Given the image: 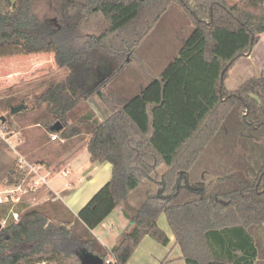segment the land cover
Listing matches in <instances>:
<instances>
[{
	"label": "trees",
	"instance_id": "trees-1",
	"mask_svg": "<svg viewBox=\"0 0 264 264\" xmlns=\"http://www.w3.org/2000/svg\"><path fill=\"white\" fill-rule=\"evenodd\" d=\"M32 1L0 0V56L51 52L68 72L31 100L7 97L2 111L35 112L32 123L64 139L88 135L90 161L108 162L111 175L77 215L15 211L0 230V264H82L84 254L126 264L144 236L169 242L157 224L161 213L186 264H264V69L234 89L225 85L264 32V0H61L58 18L41 16ZM173 5L184 10L191 34L159 77L120 95L113 79ZM91 97L107 109L102 119L87 108ZM218 139L245 149V168L206 184L195 166ZM146 179L157 192L126 213L129 224L105 247L91 230Z\"/></svg>",
	"mask_w": 264,
	"mask_h": 264
},
{
	"label": "rangeland",
	"instance_id": "rangeland-1",
	"mask_svg": "<svg viewBox=\"0 0 264 264\" xmlns=\"http://www.w3.org/2000/svg\"><path fill=\"white\" fill-rule=\"evenodd\" d=\"M227 1L233 3L235 0ZM60 2L61 0H33L32 8L41 16L58 18L57 10L60 8ZM192 30L193 27L184 10L178 5L171 6L143 37L135 49L133 59L128 61L125 68L113 79L112 87L116 88L122 96L130 97L136 94L151 80L159 77L164 68L178 55L183 41L189 37ZM252 55H254L253 58H240L229 69L225 80V85L228 88L234 89L250 76L261 74L264 64V34L259 37L252 48ZM67 72V68L57 67L51 52L0 56V117H5L4 122L0 124V136L2 137H0V198L7 199L0 203L2 227L18 218V215L14 216L15 211L23 212L27 208L40 206L49 214L53 215L54 212H57L58 215H61L62 210L66 209L62 200L54 195L46 185L39 198L33 199L27 196L21 202H14L12 198L19 194L21 196L25 194L26 191L23 192V187L22 192L15 191L14 193L7 192L6 189L15 187V184L24 175L25 171L18 167L19 156H23L29 162L43 159L51 172L48 186L50 185L59 196L62 195V190L68 181L74 180V171H70L66 176L62 172L67 170L66 163L74 152L85 145L88 135L81 134L61 141L62 137L55 133L56 139L51 140V133L46 131L43 126L32 123L31 120L35 112L29 111L13 117L8 111H2V101L7 97L14 96H26L31 100L43 90L47 81L63 78ZM87 108L91 109L98 118H103L108 114L107 109L96 97H91L88 100ZM5 137L8 138L6 141ZM235 145L230 147L218 139L212 148V153H205L197 161L195 173L202 171L206 173L207 178L204 182L209 184L218 173L244 169V161L241 160V157L244 158L246 151L240 144L235 143ZM164 169L165 166L160 165L156 170L157 175H160ZM87 170L85 169L83 172L85 173ZM69 184L71 185V183ZM156 188L155 182L144 180L121 202L118 210L109 214V220L119 218L120 222L119 226H114L110 235L115 237L127 217L126 213L129 214L132 209L136 208L149 192H157ZM137 201L139 202L137 203ZM159 222L163 223L168 231L170 230L164 213L159 214L157 218V224L160 226ZM250 231L255 238L260 236L262 238V234L256 227H252ZM99 232L98 229L96 233ZM105 244L109 247L112 243L108 240Z\"/></svg>",
	"mask_w": 264,
	"mask_h": 264
},
{
	"label": "crops",
	"instance_id": "crops-1",
	"mask_svg": "<svg viewBox=\"0 0 264 264\" xmlns=\"http://www.w3.org/2000/svg\"><path fill=\"white\" fill-rule=\"evenodd\" d=\"M237 1V0H235ZM234 1V2H235ZM262 32L261 35H263ZM252 50L249 54L242 56L241 58H253ZM264 69V64L262 66V72ZM261 72V73H262ZM233 89V88H229ZM106 116V115H105ZM104 117V116H103ZM100 118V117H99ZM102 119V118H100ZM1 137V136H0ZM2 138V137H1ZM5 141L8 139L5 137ZM12 138V137H10ZM88 137L86 138V140ZM67 139L61 138V141ZM19 154V153H18ZM67 170H63V175H68L70 171H74V180L68 181L66 187L62 190L63 194L59 196L50 185L47 187L54 194L57 195L59 199L62 200L65 204V208L68 209L72 214L77 215L78 211L92 198V196L105 184L108 182L111 175V165L108 162H92L90 161L89 153L87 151L86 143L78 151H75L74 154L70 157L66 163ZM88 169L87 172L83 170ZM71 183V185L69 184ZM49 191V192H50ZM140 201V200H139ZM137 201V203L139 202ZM135 203V200H134ZM136 205V204H135ZM120 207L116 206L112 212L118 210ZM109 216V215H108ZM108 216L95 228L91 231L96 236V238L106 246V241H111V245L107 248L112 247L116 241L119 233L125 229L129 224V219L126 217L122 223V226L119 228V231L116 232L115 237L110 235L114 229V226H119V218H113L109 220ZM115 221V225L111 227H103L104 224H111ZM160 226L165 230L166 234L169 237V242L166 245H162L152 239L149 236H144L141 242L138 244L136 249L133 251L129 260L126 264H160V261L165 260L163 264H186L184 259L181 257V251L179 246L175 244L174 237L170 229L165 228L163 223H160ZM99 229V233H96Z\"/></svg>",
	"mask_w": 264,
	"mask_h": 264
},
{
	"label": "built area",
	"instance_id": "built-area-1",
	"mask_svg": "<svg viewBox=\"0 0 264 264\" xmlns=\"http://www.w3.org/2000/svg\"><path fill=\"white\" fill-rule=\"evenodd\" d=\"M3 120L4 119L0 117V124L4 122ZM56 137L57 135L55 133H51L50 135L51 140L56 139ZM18 167L20 168V170L25 171V173H23L24 175L22 176V178L15 184L16 185L15 187L12 186L11 188L6 189L7 192H12V193H14L15 191L22 192L23 189H24L23 192H25L29 189L30 190L37 189L42 185H46V186L48 185V178L51 175V172L45 166V164L36 161L29 162L25 157L19 156ZM20 196L21 195L19 194L12 199H14V202H19ZM6 200L7 199L3 200L0 198V203L5 202ZM14 216H17V214L14 213ZM115 223H116L115 221L107 225L103 223V227H108V226L111 227L112 225H115ZM103 263L115 264V260L112 257H107L105 259V262Z\"/></svg>",
	"mask_w": 264,
	"mask_h": 264
},
{
	"label": "water",
	"instance_id": "water-1",
	"mask_svg": "<svg viewBox=\"0 0 264 264\" xmlns=\"http://www.w3.org/2000/svg\"><path fill=\"white\" fill-rule=\"evenodd\" d=\"M247 55V54H246ZM24 108V104H20L18 106L12 107L11 112L16 113ZM2 228V224L0 223V230ZM82 264H104L103 260L96 256H91L89 254H84L81 260Z\"/></svg>",
	"mask_w": 264,
	"mask_h": 264
}]
</instances>
